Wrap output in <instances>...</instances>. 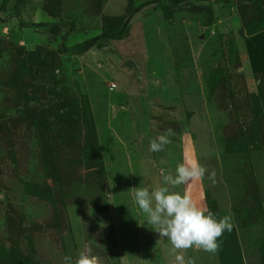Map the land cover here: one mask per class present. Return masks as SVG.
<instances>
[{"label": "rangeland", "instance_id": "obj_1", "mask_svg": "<svg viewBox=\"0 0 264 264\" xmlns=\"http://www.w3.org/2000/svg\"><path fill=\"white\" fill-rule=\"evenodd\" d=\"M259 9L264 0H0V264H63L89 244L102 264H177L132 193L191 160L216 182L175 190L234 227L215 253L179 252L196 264H264ZM107 26L122 37L76 47ZM169 128L172 142L151 152Z\"/></svg>", "mask_w": 264, "mask_h": 264}, {"label": "clouds", "instance_id": "obj_2", "mask_svg": "<svg viewBox=\"0 0 264 264\" xmlns=\"http://www.w3.org/2000/svg\"><path fill=\"white\" fill-rule=\"evenodd\" d=\"M174 135L171 128L167 129L150 140L149 150L153 153L163 151ZM206 175L213 183L216 182V172H209L198 160L177 164L174 174L160 167V182L156 187L138 186L132 193L135 205L144 216L142 224L160 238L170 241L173 250H178L175 256L177 264H196L194 259L186 260L179 250L194 247L215 253L220 247L219 238L234 227L231 215L218 217L212 210L198 206L190 194L175 190L189 181H202ZM63 264H102V260L93 254V245L89 244L75 257L66 254Z\"/></svg>", "mask_w": 264, "mask_h": 264}, {"label": "trees", "instance_id": "obj_3", "mask_svg": "<svg viewBox=\"0 0 264 264\" xmlns=\"http://www.w3.org/2000/svg\"><path fill=\"white\" fill-rule=\"evenodd\" d=\"M259 6V5H258ZM207 8H208V10H209V12H210V14L211 15H213L212 14V12H211V10H212V6L211 5H208V6H206ZM51 16H54L53 15V13H51L50 14ZM259 18H263L264 19V9H259ZM259 18L258 19H252L251 21H250V23H249V25L251 24V23H255L257 20H259ZM260 21V20H259ZM122 37V33L120 32V31H115L114 30V28L113 27H106V29H104L103 30V33L102 34H100L99 36H96V37H94V38H92V39H88V40H86L85 42H83L81 45L80 44H77V46L76 47H78V46H85V47H88V46H90V45H94L95 44V42H96V44H98V45H104V43H105V40L106 39H119V38H121ZM98 39H102L103 41H100V42H97L98 41ZM69 51V50H68ZM55 56H56V53H53V54H49V64L50 63H52V62H54V58H55ZM44 66H46V62H43V61H40V62H38V63H36L35 65H34V72H33V74L34 75H36V76H40L41 75V72L43 71V69H44ZM50 78H52V75H48ZM230 98L232 99V101L234 102L235 101V96H230ZM236 102H234V104H235ZM223 106H225V105H223ZM225 107H227V106H225ZM233 107V106H232ZM244 108H245V106H243ZM27 109H28V106H27ZM82 110H83V112H86L87 110H88V106L87 105H83V107H82ZM235 126V125H234ZM242 128L241 127H239V126H235L234 127V132H235V135H234V137H233V139H232V143H235V145L236 146H241V145H243V144H245V141H244V137H243V135H242ZM45 193L47 194V196L48 197H51V187L50 186H48V185H45ZM55 208V207H54ZM54 214H55V219H56V224H57V226H59V224H60V220H59V215H58V212H57V210L56 209H54ZM9 263H14L13 262V259L12 258H9Z\"/></svg>", "mask_w": 264, "mask_h": 264}, {"label": "water", "instance_id": "obj_4", "mask_svg": "<svg viewBox=\"0 0 264 264\" xmlns=\"http://www.w3.org/2000/svg\"><path fill=\"white\" fill-rule=\"evenodd\" d=\"M123 65H124V66H127V67H130V66L133 65V63H132V61L127 60V61H125V62L123 63Z\"/></svg>", "mask_w": 264, "mask_h": 264}, {"label": "built area", "instance_id": "obj_5", "mask_svg": "<svg viewBox=\"0 0 264 264\" xmlns=\"http://www.w3.org/2000/svg\"><path fill=\"white\" fill-rule=\"evenodd\" d=\"M114 87H115V85L114 84H111L110 89H113Z\"/></svg>", "mask_w": 264, "mask_h": 264}]
</instances>
